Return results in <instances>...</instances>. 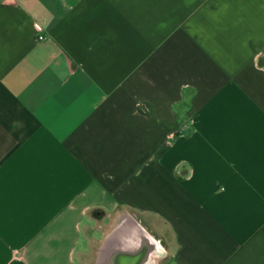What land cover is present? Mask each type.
I'll return each instance as SVG.
<instances>
[{"label":"crops","instance_id":"crops-1","mask_svg":"<svg viewBox=\"0 0 264 264\" xmlns=\"http://www.w3.org/2000/svg\"><path fill=\"white\" fill-rule=\"evenodd\" d=\"M126 217L158 264H264V0H0V264Z\"/></svg>","mask_w":264,"mask_h":264},{"label":"water","instance_id":"water-1","mask_svg":"<svg viewBox=\"0 0 264 264\" xmlns=\"http://www.w3.org/2000/svg\"><path fill=\"white\" fill-rule=\"evenodd\" d=\"M164 256L160 241L126 217L106 237L95 264H158Z\"/></svg>","mask_w":264,"mask_h":264},{"label":"rangeland","instance_id":"rangeland-1","mask_svg":"<svg viewBox=\"0 0 264 264\" xmlns=\"http://www.w3.org/2000/svg\"><path fill=\"white\" fill-rule=\"evenodd\" d=\"M102 231H103V234H104V237H105L106 234L110 231V227L104 228V229H102ZM100 244L101 243H96L95 242V245L93 246V255H92V258L85 259L82 262V264H95V262L97 260V256H98L97 253H98V249H99ZM161 245H163V244L161 243Z\"/></svg>","mask_w":264,"mask_h":264},{"label":"built area","instance_id":"built-area-1","mask_svg":"<svg viewBox=\"0 0 264 264\" xmlns=\"http://www.w3.org/2000/svg\"><path fill=\"white\" fill-rule=\"evenodd\" d=\"M33 29H34L35 33L38 35L37 36V39L40 40V41L43 40L44 37L42 36V29H41V27L38 24H34L33 25Z\"/></svg>","mask_w":264,"mask_h":264}]
</instances>
